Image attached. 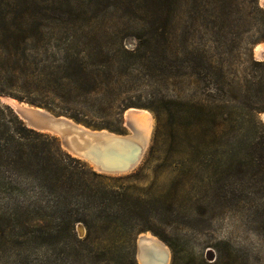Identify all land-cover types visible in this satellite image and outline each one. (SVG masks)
<instances>
[{"label":"trees","instance_id":"obj_1","mask_svg":"<svg viewBox=\"0 0 264 264\" xmlns=\"http://www.w3.org/2000/svg\"><path fill=\"white\" fill-rule=\"evenodd\" d=\"M146 2L145 13L160 26H150L147 36L131 34L137 41L133 51L123 47L129 28L109 27L99 23L97 16H89V24L82 29L76 27L70 42L64 43L68 37L62 28L60 33L56 30L60 43L43 46L54 32L41 26L28 29L24 12L2 15L0 95L92 130L122 134V114L135 108L150 111L156 120L161 109L176 113L195 128L213 134L218 108L203 100L193 103L192 98L196 93L218 94L220 84L215 78H220L228 80L230 101L237 104L243 95L235 110L248 111L264 130L256 120L264 113V61L252 57L253 48L264 43V9L258 0ZM218 37L244 42L248 71L238 70L235 63L224 67L215 47ZM132 60L137 68L131 66ZM164 69L170 74L164 79L177 95L176 101L158 98L153 92L130 98L133 71L140 75V70H147L162 77ZM248 72L260 75L242 79V85L234 83L240 76L250 77ZM175 103L178 109L172 110ZM4 110L8 111L0 106V258L6 264H46L36 240L63 234L74 241L61 240L65 249L75 251L82 246L81 264H118V259L137 264L131 252L137 236L156 235L144 222L150 201L138 186L144 165L123 178L103 177L64 152L55 137L26 128L11 109L12 120H6ZM227 111L230 118L228 107ZM152 151L151 147L148 156ZM261 151L260 158H264V146ZM78 223L84 230L82 239L74 232ZM170 264H175L173 255Z\"/></svg>","mask_w":264,"mask_h":264},{"label":"rangeland","instance_id":"obj_2","mask_svg":"<svg viewBox=\"0 0 264 264\" xmlns=\"http://www.w3.org/2000/svg\"><path fill=\"white\" fill-rule=\"evenodd\" d=\"M258 2L264 9V0ZM146 3V0H0V17L8 12H24L22 16L28 29L41 26L45 31L54 32L52 40L48 37L42 44L52 46L61 41L60 35L56 37L57 29L59 33L65 29L68 39L64 43H67L76 27L82 29L84 24H89V16H97L99 23L109 27L122 25L129 28L124 32L123 47L133 51L137 41L131 34L147 36L150 26H160L145 13ZM2 28L0 20V30ZM79 37L82 38V34ZM146 40L143 37V41ZM215 47L224 67L231 63H235L240 71L248 67L243 41L227 42L218 37ZM154 56L162 61L159 53L154 52ZM130 63L133 68L138 67L135 60ZM253 74L260 75H238L234 83L242 85V79H251ZM169 76L165 69L162 77H154L147 70H140V75L133 71L130 98L138 99L153 92L158 98L173 103L177 95L164 79ZM215 82L220 84L218 94L212 92L211 97H206L196 93L192 98L193 103L203 100L218 108V126L213 134L195 128L176 113H163L161 109L156 120L153 113L144 109L151 116L152 125L148 145L134 170L123 175H106L84 163L95 173L113 179L133 175L144 165L138 183L150 199L144 222L156 234L150 235L168 248L169 264L172 255L175 264H264V162L258 160H264L260 158L263 156L264 130L255 124L248 111L235 110L236 106L240 108L243 95L237 104L230 101L228 80L222 82L215 78ZM0 97H7L4 99L7 106L0 102V106L8 109L3 111L6 120H12L10 109L26 108L25 101L19 102L9 95ZM10 100L15 102L10 104ZM176 103L172 110L178 109ZM227 107L232 113L230 118ZM260 114L256 117L258 122ZM129 133L124 128L119 135ZM151 147L153 151L148 156ZM74 229L77 238L82 239V225L78 223ZM70 238L61 234L56 238L39 237L36 240L46 264L82 263V246L73 251L61 244V240ZM70 241L74 243L72 239ZM131 252L134 257V246ZM117 263L129 264V261L118 259ZM0 264H6L3 258H0Z\"/></svg>","mask_w":264,"mask_h":264},{"label":"water","instance_id":"obj_3","mask_svg":"<svg viewBox=\"0 0 264 264\" xmlns=\"http://www.w3.org/2000/svg\"><path fill=\"white\" fill-rule=\"evenodd\" d=\"M255 47L252 50L253 59L264 61V51H256ZM4 98L0 97V102L6 105ZM24 105L25 109L13 112L26 128L57 138L64 152L91 167L94 165L96 170L92 168L101 174L123 175L131 172L140 163L148 145L149 136L139 128L136 117L145 111L143 109L130 108L122 114V127L130 133L119 135L107 130H92L46 109ZM259 121L264 126V113L259 115ZM134 258L137 264H169L170 254L167 247L147 232L137 236Z\"/></svg>","mask_w":264,"mask_h":264},{"label":"bare ground","instance_id":"obj_4","mask_svg":"<svg viewBox=\"0 0 264 264\" xmlns=\"http://www.w3.org/2000/svg\"><path fill=\"white\" fill-rule=\"evenodd\" d=\"M256 51L260 50V51H264V46H257L255 47ZM7 98V97H5ZM4 98V99H5ZM11 99V98H10ZM5 102V101H4ZM15 102V101H14ZM13 101H9L10 104H13L14 103ZM8 105V104H7ZM24 108H20L19 110H23ZM137 119H138V126L141 130H143L145 132V134L147 136H149V133H150V129H151V123H152V120H151V116L145 112V111H142L139 113L138 116H136ZM92 167L96 170V167L94 165H92ZM151 236V235H150ZM153 237V236H152ZM155 238V237H154ZM156 239V238H155ZM157 240V239H156ZM158 242H160L159 240H157ZM161 243V242H160ZM163 245V244H162Z\"/></svg>","mask_w":264,"mask_h":264}]
</instances>
